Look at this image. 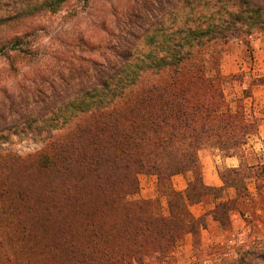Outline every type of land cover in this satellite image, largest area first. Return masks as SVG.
Instances as JSON below:
<instances>
[{
  "label": "trees",
  "instance_id": "1",
  "mask_svg": "<svg viewBox=\"0 0 264 264\" xmlns=\"http://www.w3.org/2000/svg\"><path fill=\"white\" fill-rule=\"evenodd\" d=\"M96 1L0 0V59L19 72L15 59L38 57V20ZM112 2L94 14L93 34L63 53L65 64L1 90L0 264H28L12 243L43 221L38 209L46 218L62 212L46 264H178L188 234L202 253L206 220L190 210L201 202H216L211 215L225 232L235 212L249 227L264 224V161L244 150L257 126L240 103L236 112L227 105L221 70L223 46L264 36V0ZM20 132L45 148L26 158L5 151ZM203 149L241 158V168L221 170L225 187L204 184ZM141 175L157 177L160 197L140 198ZM176 175L189 176L183 192ZM230 187L237 198L217 203ZM257 261L264 249L222 264Z\"/></svg>",
  "mask_w": 264,
  "mask_h": 264
},
{
  "label": "rangeland",
  "instance_id": "2",
  "mask_svg": "<svg viewBox=\"0 0 264 264\" xmlns=\"http://www.w3.org/2000/svg\"><path fill=\"white\" fill-rule=\"evenodd\" d=\"M124 2L125 0H113L112 3L122 4ZM93 3V7L91 5L90 7H86L83 4L72 5V7L66 9L59 15L44 17L38 20L37 22L42 26L36 38V42H34L39 52L38 57L31 62L26 59H15V62L22 68L19 72L13 73L10 70L8 62L5 59H0V101L2 97L4 99L1 93L3 88L8 87L15 90L23 84L25 79L29 80L32 74L37 75L48 69H53L59 65L65 64V60L67 59L63 57V53H65L69 47L70 50L75 47L73 43L78 40L80 35L88 36L93 34L95 30L93 26L94 14L99 12V16H103L102 10L108 5L106 0H97ZM91 7L94 11L89 10ZM94 19L96 20L97 18L95 17ZM258 36H260L262 44L264 45V36ZM229 43H237L245 46L238 39H233ZM226 45L223 46V52L226 50ZM61 59L63 63L60 62ZM243 78V75H232L228 76L223 81L227 105L230 106L233 112H236L235 108L237 103L242 105L243 100L240 98L243 96V93L240 81ZM2 146L5 151L26 158L28 155L41 152L46 146V141L39 137H35V135L33 136V134L20 132L15 134L9 143ZM19 172L24 174L22 170ZM152 177L155 176H140L141 199H144L142 190L156 184ZM21 182L23 183V181ZM14 184L19 185L15 182ZM29 184L36 193L39 192L41 186L37 181L36 175L29 179ZM21 185L20 183V187ZM245 210L247 212L246 206ZM38 213L43 221L32 226L33 233L29 237L12 243L14 247L20 251L22 260L28 264H46L41 261V258L44 257L46 247L56 228V226L53 225H58V219H60V214H62V212L57 211L51 218H46L41 209H38ZM165 213H167L166 206ZM227 238L229 241L223 245H215L206 249L202 247V253L199 251L198 253L195 252L189 247L187 241L184 240L178 264H222L226 262V260L229 262L237 261L240 254L249 249L262 250L264 249V224L256 223L253 227L247 226L245 234H228ZM152 264L158 263L156 260H152ZM256 264H264V262L257 261Z\"/></svg>",
  "mask_w": 264,
  "mask_h": 264
},
{
  "label": "crops",
  "instance_id": "3",
  "mask_svg": "<svg viewBox=\"0 0 264 264\" xmlns=\"http://www.w3.org/2000/svg\"><path fill=\"white\" fill-rule=\"evenodd\" d=\"M221 70L223 75H243L240 85L243 96L242 106L245 115L256 123L257 130L255 133L249 134L247 144L244 150L247 153H254L257 157L264 161V45L260 36L252 37L251 46L245 47L237 43H228L226 50L223 52ZM239 103L236 104L237 111ZM199 158L202 165L203 182L208 187L223 188L225 182L221 175L224 168L238 169L241 168L242 162L238 155L223 156L218 151L203 149L199 152ZM155 185L143 189L144 199H156L160 197L158 180L156 177ZM189 176L176 175L173 177V186L177 191H185L188 186ZM154 183V182H153ZM250 194L257 197V184L254 180H248L246 183ZM150 186V185H149ZM225 198L217 200L224 202L230 199H236L238 191L235 187L225 189ZM163 204L167 207L166 198H161ZM216 206V202H201L190 206V210L195 218H203L206 220V226L201 227L202 247L204 249L223 245L228 240V234L241 235L247 231V221L239 213L232 215V230L225 232L220 228L211 215V210ZM190 248L194 250V239L192 234L186 235L185 239Z\"/></svg>",
  "mask_w": 264,
  "mask_h": 264
}]
</instances>
